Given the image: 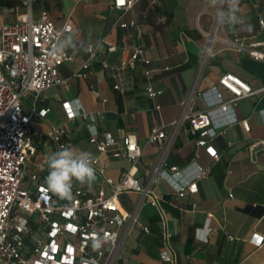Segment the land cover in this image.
<instances>
[{
    "label": "crops",
    "instance_id": "obj_1",
    "mask_svg": "<svg viewBox=\"0 0 264 264\" xmlns=\"http://www.w3.org/2000/svg\"><path fill=\"white\" fill-rule=\"evenodd\" d=\"M159 1L160 5L155 7L151 0H137L130 11L114 8L113 0L36 2V17L47 9L58 26L66 21L72 23L73 29L68 33H73L78 46L67 50L74 54L73 61L59 67L65 84L24 99L26 112L33 107L48 109L46 116L37 114L32 118V125L38 130L37 150L28 166L36 170L44 164L39 181L46 184L45 157L59 149L49 130L52 124L64 125L63 139L68 146L90 151L100 158L109 176L119 180L132 169L142 183L153 180L173 232L177 264H264V243L258 246L252 241L255 233L264 235V148L258 143L264 140V90L241 99L231 111L221 109L217 102V92L224 101L232 96L219 85L226 72L238 75L255 90L264 88V60L251 57L247 50L256 42H261L258 48L264 50V31H260L264 0H239L237 14L243 17L245 25L238 26L236 31L217 23L216 10L207 6V0ZM12 2L11 17L0 15V29L17 18L20 4L17 0ZM8 3L0 0V6H10ZM163 17L164 22L160 21ZM131 20L136 25L121 26V22ZM101 40L116 44L118 49L99 51L90 58L88 44ZM136 47H142L151 59L152 85L163 90L154 98L147 94L141 65H121L131 59ZM87 60V77L78 75ZM104 60L118 71V76L105 69ZM117 83L119 89L114 88ZM66 102H71L80 113L94 114L100 135L109 133L121 139L128 132L136 133L143 147L138 162L99 151L89 140V121L80 113L70 118ZM198 112H208L214 123L226 129L211 140L220 154L218 159L197 145L198 132L192 131L189 119L185 118L186 114ZM233 116L238 122L229 121ZM245 119L249 130L243 124ZM154 123L165 126L171 138L164 154L166 167H188L189 175L197 165L209 168V173L198 179V191L189 198L179 197L173 180L153 174L164 153V147L147 143ZM76 187H105L110 191L99 174L91 185L76 183L73 190ZM120 200L126 210H137L139 221L149 231L131 223L121 227L116 263L171 264L162 260L160 254L164 225L158 208L136 191L121 194ZM193 203H197L196 208Z\"/></svg>",
    "mask_w": 264,
    "mask_h": 264
},
{
    "label": "built area",
    "instance_id": "obj_2",
    "mask_svg": "<svg viewBox=\"0 0 264 264\" xmlns=\"http://www.w3.org/2000/svg\"><path fill=\"white\" fill-rule=\"evenodd\" d=\"M39 0H19L18 15L15 21L6 22L0 29V264H117L115 259L121 246L120 228L126 223L149 231L138 219L137 210H126L120 200L125 192H139L143 199L157 207L161 213L164 233L162 238V260L177 264V253L173 245V232L167 223V214L162 205V197L153 180L142 183L136 171L129 169L116 180L107 173L106 165L94 157L96 174L102 176L105 187L73 190V199L66 201L50 192L47 185L39 181L45 165L39 164L36 170L30 169L28 160L36 152L35 137L38 130L32 125L34 115L46 116L48 109L33 107L31 112L24 110V99L28 95L38 97L44 90L59 84H65L59 73L64 62L73 61L74 54L67 51L63 56L51 57V46L61 40L60 34L71 32L73 25L66 21L58 26L47 9L35 15L36 2ZM90 1V0H78ZM137 0H113V7L130 11ZM152 6L158 7L159 0H151ZM160 21H166L161 18ZM136 22H121L122 27L134 26ZM260 31H264V19H260ZM99 43V42H97ZM97 43L87 46L90 58L97 52ZM102 51L112 52L118 49L116 44L101 40ZM261 42L247 48L251 57L264 60V50L258 48ZM141 65L142 74L147 80L146 91L149 97L160 95L163 90L151 83L153 69L151 59L144 54L142 47H136L130 60H124L122 67L136 68ZM103 65L108 72L118 76L106 60ZM90 60L83 63L78 75L87 77ZM219 85L227 89L232 96L223 100L217 92V102L225 111L234 110L238 102L263 89L255 90L244 79L232 72H226L219 79ZM115 89L120 88L117 83ZM217 91V86L213 88ZM99 96V92H96ZM106 101V98H103ZM70 118L78 112L71 102H66ZM88 120L89 140L96 148L116 157L126 156L137 163L143 147L134 132H128L121 139L109 133L100 135L94 124V114L80 113ZM193 132H198L197 145L203 146L209 154L218 159L220 154L211 140L226 132L222 124L214 123L208 112L186 114ZM231 123L238 122L233 116ZM246 129H250L247 119L243 120ZM64 125L52 124L50 137L58 147L68 146L63 136ZM171 138L165 126L155 123L147 143L164 147L163 157L154 167L153 174L161 178H170L176 184L179 197L189 198L198 189V179L209 173V168L197 165L195 172L187 173L188 167L165 166L164 154ZM258 143L263 144L264 140ZM154 179V177H153ZM193 208L197 203L192 204ZM213 216L212 213H209ZM210 231V229H209ZM103 237L106 243L100 249H93L94 238ZM252 241L256 245L264 243V235L255 233ZM108 245V246H107Z\"/></svg>",
    "mask_w": 264,
    "mask_h": 264
},
{
    "label": "clouds",
    "instance_id": "obj_3",
    "mask_svg": "<svg viewBox=\"0 0 264 264\" xmlns=\"http://www.w3.org/2000/svg\"><path fill=\"white\" fill-rule=\"evenodd\" d=\"M238 4L239 0H207V6L216 10L217 23L232 31H236L238 26L242 28L245 25L243 17L237 14ZM60 35L62 39L56 40L51 46L49 52L51 57L63 56L66 50L76 49L78 46L73 33ZM96 48L102 51V43H97ZM45 159L48 170L47 188L60 199L71 201L74 184L91 185L96 180L95 158L90 151L74 146H61L58 150L48 153ZM105 243V238L97 237L93 239L92 247L100 249Z\"/></svg>",
    "mask_w": 264,
    "mask_h": 264
},
{
    "label": "rangeland",
    "instance_id": "obj_4",
    "mask_svg": "<svg viewBox=\"0 0 264 264\" xmlns=\"http://www.w3.org/2000/svg\"><path fill=\"white\" fill-rule=\"evenodd\" d=\"M9 1V5L10 6H0V15L1 16H4V17H11V15H12V13H13V9H14V3L12 2V1H14L15 3H16V0H12V1H10V0H6V2H8ZM18 2V5L20 4V2H19V0H17Z\"/></svg>",
    "mask_w": 264,
    "mask_h": 264
},
{
    "label": "snow or ice",
    "instance_id": "obj_5",
    "mask_svg": "<svg viewBox=\"0 0 264 264\" xmlns=\"http://www.w3.org/2000/svg\"><path fill=\"white\" fill-rule=\"evenodd\" d=\"M120 2L122 3V2H123V0H120Z\"/></svg>",
    "mask_w": 264,
    "mask_h": 264
}]
</instances>
